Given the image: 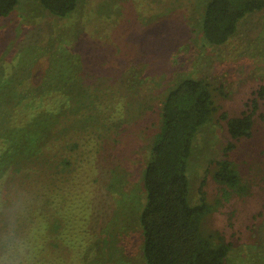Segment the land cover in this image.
Masks as SVG:
<instances>
[{
    "label": "rangeland",
    "instance_id": "374dc122",
    "mask_svg": "<svg viewBox=\"0 0 264 264\" xmlns=\"http://www.w3.org/2000/svg\"><path fill=\"white\" fill-rule=\"evenodd\" d=\"M207 1L79 0L75 10L61 16L40 0H19L0 16V201L7 192L11 199L9 206L0 203V226L7 216L9 227L18 226L11 205L22 180L9 173V166L38 146L27 143L15 156L18 143L52 125L55 102L68 92L85 97L89 80L93 90L107 88L106 112L88 123L72 115L74 135L85 139L72 157L77 167L72 180L80 185L71 194L79 196L71 198L76 205L68 227L75 242H81L72 257L61 245L59 261L146 264L140 225L146 200L143 175L162 124V100L182 78H206L219 110L194 140L190 199L199 203L202 188L213 205L204 227L219 230L232 244L227 264H264V98L249 137L233 139L222 117L251 110L264 85V13L248 14L225 44H212L202 30ZM131 85L136 88L130 90ZM95 98L96 93L86 97ZM112 101L115 105L106 106ZM231 142L234 147L228 150ZM227 157L237 163L247 191L224 195L214 170ZM84 184L87 211L77 203ZM59 214L53 206L48 220Z\"/></svg>",
    "mask_w": 264,
    "mask_h": 264
},
{
    "label": "trees",
    "instance_id": "16d2710c",
    "mask_svg": "<svg viewBox=\"0 0 264 264\" xmlns=\"http://www.w3.org/2000/svg\"><path fill=\"white\" fill-rule=\"evenodd\" d=\"M40 1L46 9L61 16L75 10L79 2ZM18 3L19 0H0V16L8 15ZM258 11L264 13V0H208L202 17L206 40L212 44H225L237 31L240 21ZM144 32L149 34L147 29ZM87 81L85 97L68 92L65 99L55 102L52 125L48 123L44 130L30 134L17 145L15 156L27 143L38 146L29 156L16 157L12 163L14 166H9V173L22 180L20 190L11 191V196L15 192L11 206L17 214L18 226L7 225L11 220L9 216L4 219L6 224L0 226V264H61V245L71 250V257L75 256L74 249L80 247L76 243L81 241L75 242L77 238L68 227L74 221L68 214L76 205L71 198L79 196L71 194L80 185L79 181L72 180L75 177L72 173L77 170L72 157L84 144L82 140L85 138L74 135L76 128L72 115L85 117L83 123L90 122L95 115L102 118L103 112H106L104 102L107 91V88L104 91L100 88L93 90L92 82ZM134 88L131 85L130 90ZM89 93H96L97 98L87 100ZM114 97L112 95L108 100ZM261 98H264V85L252 99L251 110L236 116L222 114L233 139L252 135L254 114ZM106 104L112 106L115 102ZM218 110L213 84L206 78H182L162 100V124L143 175L146 200L140 214V225L146 264H227L232 244L219 230L205 229V219L214 208L202 188L200 202H191L188 173L196 134L202 125L214 118ZM233 147L231 142L227 149ZM214 178L223 186L226 196L232 190L247 191L237 163L228 157L216 162ZM81 191L83 195L77 202L78 207L87 211L85 195L88 188L85 184L77 194ZM0 203L10 205L9 192ZM53 206L60 214L49 221L48 210L51 211Z\"/></svg>",
    "mask_w": 264,
    "mask_h": 264
}]
</instances>
